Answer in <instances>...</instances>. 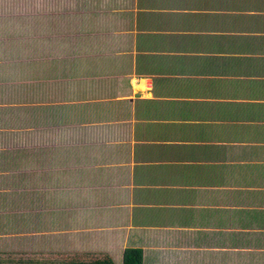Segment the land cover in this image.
I'll use <instances>...</instances> for the list:
<instances>
[{"label":"crops","instance_id":"crops-1","mask_svg":"<svg viewBox=\"0 0 264 264\" xmlns=\"http://www.w3.org/2000/svg\"><path fill=\"white\" fill-rule=\"evenodd\" d=\"M93 12L99 97L26 104L43 116L31 127L0 107L1 126L39 140L75 124L69 143L94 151L37 207L64 223L59 252L75 235L116 264L127 248L144 264H264V0H100Z\"/></svg>","mask_w":264,"mask_h":264},{"label":"rangeland","instance_id":"rangeland-1","mask_svg":"<svg viewBox=\"0 0 264 264\" xmlns=\"http://www.w3.org/2000/svg\"><path fill=\"white\" fill-rule=\"evenodd\" d=\"M95 1L0 0L2 116L11 117V121L21 115L31 127L40 124L43 116L30 117L34 111L26 104H75L99 97L97 86L91 81L100 76L95 71L100 67V44L96 42L100 24L94 22L100 12H93V5L100 7V0L98 4ZM60 117L61 122L66 120ZM58 128L52 140L51 130L46 138L40 135L39 140H33L25 130L18 131L17 126L0 124V264H52L67 258L90 260L101 255L87 251L85 238L75 235L69 243L66 241L71 252H59L61 244L56 245L51 231L65 240L63 221L56 219L57 215L48 213L45 217L37 213L39 204L48 202L47 188L54 187L55 177L77 167L79 163L75 162L83 160L84 152H94L80 150L81 143H69V138L78 134L75 124ZM67 133L68 140L60 135ZM7 155L14 160H8L10 166L4 167L1 159ZM48 158L56 159L59 166H47ZM71 177L75 180L74 175ZM40 179L41 192L35 187ZM63 183L75 192L74 181L68 178ZM54 184L62 186L61 182ZM99 185L93 183L86 188ZM48 215L54 219H48ZM91 248L95 249L93 245Z\"/></svg>","mask_w":264,"mask_h":264},{"label":"trees","instance_id":"trees-1","mask_svg":"<svg viewBox=\"0 0 264 264\" xmlns=\"http://www.w3.org/2000/svg\"><path fill=\"white\" fill-rule=\"evenodd\" d=\"M37 264V263H32ZM52 264H116L109 254H101L91 258L90 260H83V258H67L58 263ZM122 264H144V252L139 248H127L123 254Z\"/></svg>","mask_w":264,"mask_h":264}]
</instances>
